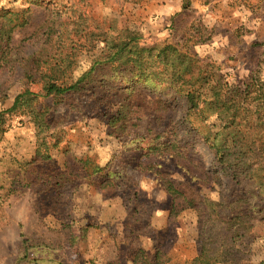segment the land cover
<instances>
[{"label": "rangeland", "instance_id": "obj_1", "mask_svg": "<svg viewBox=\"0 0 264 264\" xmlns=\"http://www.w3.org/2000/svg\"><path fill=\"white\" fill-rule=\"evenodd\" d=\"M52 1L57 12L79 5L94 18L117 19L120 27L140 34L146 47L202 39L205 42L195 52L220 66L230 83L241 86L255 72L264 82V0H193L187 11L182 10L183 0H144L138 5L130 0H0V14L32 7L33 30L54 15ZM29 33L18 32L12 43L20 62L33 48L24 41ZM91 61V54L78 58L74 80ZM18 64L14 73L0 77V112L24 90L38 91L37 77L32 84ZM117 82L119 92L132 86ZM119 92L108 102L99 100L98 90L41 101L58 119L48 134L52 160L39 164L44 173L39 176H57L66 171L67 163L78 169L88 159L104 168L100 181L77 179L75 185L58 191L62 194L54 188L47 192L43 182L34 185L38 175L28 164L37 157L44 160L37 156L36 127L25 114L8 117L0 141V264H135L138 252L154 259L158 250L173 263L186 264L202 251L199 221L200 210L203 217L207 209L204 201L238 200L252 219L237 239V248L251 264H264V189L224 174L208 146L194 132H186L188 124L176 132L185 155L179 163L164 151L150 152L166 141L148 131L157 129L149 125L150 114L136 125L122 122L111 128L100 114L119 100ZM175 104L173 120L185 108L182 102ZM191 121L200 126L196 118ZM215 123L219 124L212 120L210 125ZM110 180L114 189L107 186ZM27 240L36 248L29 251L30 259L19 260Z\"/></svg>", "mask_w": 264, "mask_h": 264}, {"label": "trees", "instance_id": "obj_2", "mask_svg": "<svg viewBox=\"0 0 264 264\" xmlns=\"http://www.w3.org/2000/svg\"><path fill=\"white\" fill-rule=\"evenodd\" d=\"M102 1L106 3L108 0ZM130 1L138 5L144 0ZM52 5L54 15L33 30L29 29L32 26V7L22 13L0 14V77L14 73L19 63L23 75L32 84L36 77L38 79L37 92L24 90L16 96L11 107L0 112V141L7 131L5 125L9 116L20 113L30 118L37 131V156H44V160L37 157L28 164L29 171L33 170V175H38L34 185L43 182L47 192L53 188L58 192L75 185L80 178L100 181L104 172V168L88 159L80 163L78 169L67 163L66 171L52 177L54 179L39 176L44 174L39 164L52 160L48 134L58 119L53 108L41 101L53 96L75 97L98 90L101 94L99 100L108 102V97L117 99L120 89L114 83L123 80L132 86L119 92V100L111 103L112 113L104 109L100 114V117L107 118V125L113 129L122 122L136 125L143 115L150 114L153 123L149 125L157 129L148 131L159 138L166 137L162 146L152 147L150 152L164 151L179 163L185 155L176 132L178 126L188 124L189 131L186 132H194L208 146L224 174L234 180L254 181L264 189V82L259 72L252 74L243 85H233L221 74L220 66L201 59L195 52V47L205 42L202 39L193 43L188 39V42H166L146 47L142 45L140 34L128 27H120L117 19L94 18L79 5L57 12L54 1ZM191 7L192 0H183L182 10L187 11ZM23 30L31 31L24 41L33 48L28 49L20 62L18 55L17 59L13 55L12 43L15 35ZM84 54H91V65L74 80L77 60ZM145 95L147 99H142ZM174 101L185 106L183 115L176 120H173L177 107ZM193 117L200 122L199 127L191 121ZM212 120L219 124L211 126ZM58 145L53 146L57 148ZM107 186L114 189L113 181L110 180ZM173 194L182 195L176 191ZM186 200L190 205L193 203ZM204 203L207 209L203 217L200 210L199 221L202 251L186 264H251L237 248V239L252 219L243 213L244 202ZM223 214H228V217L223 218ZM23 247L19 260L27 261L30 259L29 251L36 247L29 245L28 240L23 241ZM135 264L175 263L165 252L158 250L154 259H147L138 252Z\"/></svg>", "mask_w": 264, "mask_h": 264}, {"label": "crops", "instance_id": "obj_3", "mask_svg": "<svg viewBox=\"0 0 264 264\" xmlns=\"http://www.w3.org/2000/svg\"><path fill=\"white\" fill-rule=\"evenodd\" d=\"M192 1H193V0H192ZM170 12H171V11H170ZM172 12H175V11L172 10ZM170 14H171V13H170Z\"/></svg>", "mask_w": 264, "mask_h": 264}]
</instances>
